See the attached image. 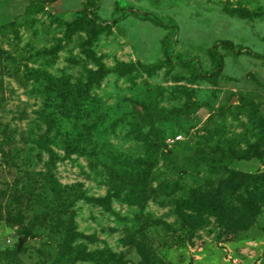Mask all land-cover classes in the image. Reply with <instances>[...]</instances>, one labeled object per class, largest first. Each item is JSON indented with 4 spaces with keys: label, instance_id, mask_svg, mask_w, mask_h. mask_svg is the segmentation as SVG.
<instances>
[{
    "label": "rangeland",
    "instance_id": "rangeland-1",
    "mask_svg": "<svg viewBox=\"0 0 264 264\" xmlns=\"http://www.w3.org/2000/svg\"><path fill=\"white\" fill-rule=\"evenodd\" d=\"M93 1L0 0V264H264V0Z\"/></svg>",
    "mask_w": 264,
    "mask_h": 264
},
{
    "label": "trees",
    "instance_id": "trees-1",
    "mask_svg": "<svg viewBox=\"0 0 264 264\" xmlns=\"http://www.w3.org/2000/svg\"><path fill=\"white\" fill-rule=\"evenodd\" d=\"M41 1H56V0H41ZM90 1V6L95 5V2L93 0H87ZM135 14H137L135 12ZM152 19V18H151ZM155 23H157L156 20H152ZM221 49L224 50V52L228 54H246L250 55L259 59H264V54H257L254 52H251L249 50H245L243 47H238L227 40H217L215 41L209 50V57L212 61V64L214 65L215 69L218 70L223 66V53L221 52ZM181 65L184 67H188L190 69V73L194 76H200V75H208L211 70H204L200 65H196L194 62L185 61ZM7 130H4L2 134H5Z\"/></svg>",
    "mask_w": 264,
    "mask_h": 264
}]
</instances>
